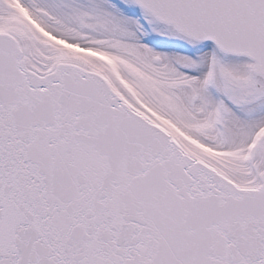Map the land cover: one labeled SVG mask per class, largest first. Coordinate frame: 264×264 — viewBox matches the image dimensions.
<instances>
[{
	"label": "snow or ice",
	"instance_id": "snow-or-ice-1",
	"mask_svg": "<svg viewBox=\"0 0 264 264\" xmlns=\"http://www.w3.org/2000/svg\"><path fill=\"white\" fill-rule=\"evenodd\" d=\"M0 264H264V0H0Z\"/></svg>",
	"mask_w": 264,
	"mask_h": 264
}]
</instances>
